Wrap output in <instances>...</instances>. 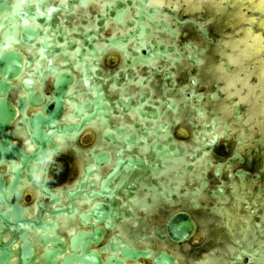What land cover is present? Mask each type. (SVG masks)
Returning <instances> with one entry per match:
<instances>
[{"label":"flooded vegetation","instance_id":"flooded-vegetation-1","mask_svg":"<svg viewBox=\"0 0 264 264\" xmlns=\"http://www.w3.org/2000/svg\"><path fill=\"white\" fill-rule=\"evenodd\" d=\"M263 58L264 0H0V264H264Z\"/></svg>","mask_w":264,"mask_h":264},{"label":"bare ground","instance_id":"bare-ground-1","mask_svg":"<svg viewBox=\"0 0 264 264\" xmlns=\"http://www.w3.org/2000/svg\"><path fill=\"white\" fill-rule=\"evenodd\" d=\"M261 3V2H260ZM262 6V5H261ZM250 31V30H249ZM251 32H247V34L245 35V37H244V39L242 40V42H238L237 43V45H236V43H235V45H236V48H240L241 47V49L240 50H238L239 51V55L236 57V58H234V60H235V63H238V64H241L242 65V67H244L245 66V64H247L246 62L248 61L249 63H250V61H252V60H255V59H259V54H257L258 53V45H257V41H256V39L258 38V37H252V39H251ZM240 43H242L241 45L242 46H240ZM259 44V43H258ZM260 45V44H259ZM235 48V49H236ZM237 51V52H238ZM247 60V61H246ZM259 63V62H258ZM241 67V68H242ZM255 67V66H254ZM259 67V66H258ZM248 68H250L248 65H246V67H245V69H246V76H247V78H250V75H252L253 74V71L252 70H249ZM243 69V68H242ZM244 70V69H243ZM241 71V70H240ZM264 71V70H263ZM245 73V72H244ZM264 73V72H263ZM248 74V75H247ZM254 74H255V72H254ZM262 74V73H261ZM260 74V75H261ZM249 76V77H248ZM263 77V76H262ZM234 78L235 77H233L232 78V81H235L234 80ZM260 78V77H259ZM236 79V78H235ZM242 79V78H241ZM244 80V79H243ZM262 81L264 80L263 78L261 79ZM234 83V82H233ZM244 85V84H243ZM248 88V87H247ZM260 90V89H259ZM263 92V91H262ZM250 94H251V92H250ZM264 108V107H263Z\"/></svg>","mask_w":264,"mask_h":264},{"label":"rangeland","instance_id":"rangeland-1","mask_svg":"<svg viewBox=\"0 0 264 264\" xmlns=\"http://www.w3.org/2000/svg\"><path fill=\"white\" fill-rule=\"evenodd\" d=\"M226 23H227V22H226ZM228 26H231V24H228V23H227V24H226V27L228 28ZM262 45H263V44H262ZM262 45H261V46H262ZM263 59H264V58H263ZM263 258H264V257H263ZM263 258H262V257H259V258H257V259H258L259 262H260V261L264 260Z\"/></svg>","mask_w":264,"mask_h":264}]
</instances>
